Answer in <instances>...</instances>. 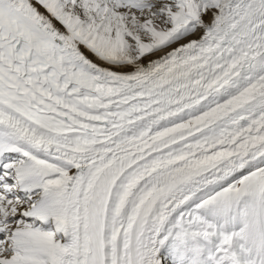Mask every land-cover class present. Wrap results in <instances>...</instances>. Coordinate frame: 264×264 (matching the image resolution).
<instances>
[{"label": "snow or ice", "instance_id": "6c2138e0", "mask_svg": "<svg viewBox=\"0 0 264 264\" xmlns=\"http://www.w3.org/2000/svg\"><path fill=\"white\" fill-rule=\"evenodd\" d=\"M0 264H264V0H0Z\"/></svg>", "mask_w": 264, "mask_h": 264}]
</instances>
